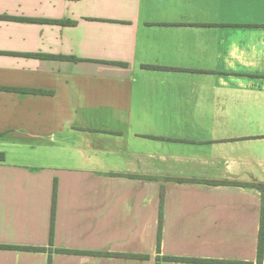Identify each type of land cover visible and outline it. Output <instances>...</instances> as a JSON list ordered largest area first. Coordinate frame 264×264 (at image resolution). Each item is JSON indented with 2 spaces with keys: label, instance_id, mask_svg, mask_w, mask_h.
<instances>
[{
  "label": "crops",
  "instance_id": "crops-1",
  "mask_svg": "<svg viewBox=\"0 0 264 264\" xmlns=\"http://www.w3.org/2000/svg\"><path fill=\"white\" fill-rule=\"evenodd\" d=\"M234 183H264V0H0V264H256Z\"/></svg>",
  "mask_w": 264,
  "mask_h": 264
},
{
  "label": "trees",
  "instance_id": "trees-1",
  "mask_svg": "<svg viewBox=\"0 0 264 264\" xmlns=\"http://www.w3.org/2000/svg\"><path fill=\"white\" fill-rule=\"evenodd\" d=\"M145 68L149 69H157V70H170L164 67H152V66H145ZM27 93L32 94H44V91H36V90H22ZM234 185L241 186L246 189L256 191L261 199V212H260V227H259V236H258V254H257V261L256 264H264V183H234ZM57 196H58V187L57 181H55L54 190H53V201H52V215H51V231H50V244L51 246L54 245V234H55V221H56V206H57ZM163 201V200H162ZM162 210H163V202L161 206V217H160V224H159V233H158V240H157V250L158 253L161 251V242H162ZM32 250L42 251L45 249L40 248H33ZM53 249H49L51 253ZM56 253H63V254H74V255H95V256H105V257H117V258H135V259H147V256L142 255H126V254H111V253H90V252H83L77 250H66V249H55ZM50 255V262L51 264ZM160 261L166 262H202L205 264H253V263H245V262H237V261H220V260H202L196 261L193 259H183V258H173V257H158L157 264H160Z\"/></svg>",
  "mask_w": 264,
  "mask_h": 264
}]
</instances>
